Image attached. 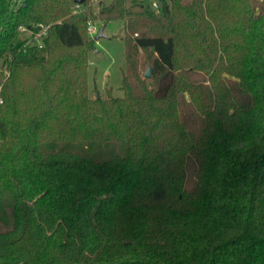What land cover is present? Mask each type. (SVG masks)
Returning <instances> with one entry per match:
<instances>
[{
  "label": "trees",
  "instance_id": "1",
  "mask_svg": "<svg viewBox=\"0 0 264 264\" xmlns=\"http://www.w3.org/2000/svg\"><path fill=\"white\" fill-rule=\"evenodd\" d=\"M105 1L122 97L88 10L0 0V264H264V0Z\"/></svg>",
  "mask_w": 264,
  "mask_h": 264
},
{
  "label": "rangeland",
  "instance_id": "2",
  "mask_svg": "<svg viewBox=\"0 0 264 264\" xmlns=\"http://www.w3.org/2000/svg\"><path fill=\"white\" fill-rule=\"evenodd\" d=\"M112 0H106L105 3H109ZM134 0H127V6L130 7L133 15H141L149 11L155 10L153 2H157L161 5V0H138L142 5H133ZM101 5L95 1L90 0L87 5H79L75 7V10L79 13L85 14L89 11V25L96 29V32L88 29V33L91 39H94L93 48L89 51V66H88V86L90 90V96L99 97L101 95L106 96V91L111 89V93L115 97H122L124 90L122 89V80L124 77V71L126 67V27L122 20H113L105 24L104 21L93 18V15H97L100 11ZM158 11V10H155ZM88 25V26H89ZM104 29V36L96 40V36L100 30ZM31 34V33H27ZM153 53L149 51L139 50L138 52V74L143 79L151 81L152 77L146 78L145 72L149 67H153L150 63V59L153 58Z\"/></svg>",
  "mask_w": 264,
  "mask_h": 264
},
{
  "label": "water",
  "instance_id": "3",
  "mask_svg": "<svg viewBox=\"0 0 264 264\" xmlns=\"http://www.w3.org/2000/svg\"><path fill=\"white\" fill-rule=\"evenodd\" d=\"M85 0H75L76 3L81 4ZM104 36V29H101L99 34L96 36V40H98L100 37ZM146 78H150L152 76V68L149 67L144 75Z\"/></svg>",
  "mask_w": 264,
  "mask_h": 264
},
{
  "label": "built area",
  "instance_id": "4",
  "mask_svg": "<svg viewBox=\"0 0 264 264\" xmlns=\"http://www.w3.org/2000/svg\"><path fill=\"white\" fill-rule=\"evenodd\" d=\"M95 1H100V0H95ZM80 4H77V6H79ZM153 7L155 10H158L159 9V5L157 2H153ZM89 29L92 31V33L96 32V29L93 28L91 25H89Z\"/></svg>",
  "mask_w": 264,
  "mask_h": 264
}]
</instances>
